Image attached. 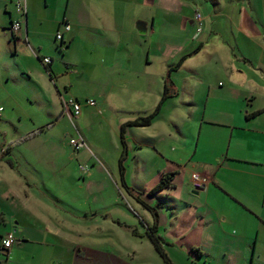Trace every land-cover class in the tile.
I'll use <instances>...</instances> for the list:
<instances>
[{
  "label": "crops",
  "instance_id": "obj_1",
  "mask_svg": "<svg viewBox=\"0 0 264 264\" xmlns=\"http://www.w3.org/2000/svg\"><path fill=\"white\" fill-rule=\"evenodd\" d=\"M21 1L26 13L18 10L15 13L8 11L9 28L7 29L12 28L13 21L22 22L20 31L13 36L16 54L20 45H28L27 47L38 57L47 72L49 83L57 87L61 110L60 112L59 109L57 110L59 112L57 116L50 114L55 119L47 124L49 125L47 130L50 131L55 127L54 122L59 117L65 116L63 101L71 97L67 98L56 84L58 73L54 68V58L51 57L50 66L46 65L43 58L50 56H41L40 52L35 50V47L41 50L40 43L31 45L30 38L36 41L38 36L33 30L37 28V22L35 24L36 16L32 11L36 7V2L39 3L40 0ZM41 1L43 10L55 8L56 14L61 11L59 17L50 19L54 28H57L56 35L58 32H63V41H65L66 33L71 34L73 31L68 39L69 48L76 38L77 34L74 32L76 27H88L92 31L90 34L92 37L102 34L111 45L103 52L106 54V59L101 66L104 72L99 90L96 89L95 97L89 98L103 103L107 97L110 108L119 110L116 121L118 135L111 143L113 147L111 158L110 151L103 145L102 137L97 135L93 140L95 152L89 156L90 170L86 172L80 170L81 164L76 162L74 148L66 157L62 154V147L57 143L59 136H54L52 133L41 143L43 147L51 144L50 147L43 150H39L40 148L31 150L26 147L25 141H33L38 132H46L45 128L40 127L21 136L16 145L21 146L26 152L23 155L27 166L18 170L23 183L27 185V187L23 185L27 197L24 199L25 209H28L27 207L32 209L35 205L32 198H36L43 204L36 206L39 211L38 216L45 215L44 207H55L69 213L65 208L66 202L75 204L82 200L81 195L86 185L93 186V183L105 182L110 188H117L118 181L122 183L119 169L122 151L121 127L150 114L160 103L167 83L170 97L166 99L152 124L127 126L125 129L128 146L124 177L126 183L131 182L134 186L143 187L145 190L149 185L151 188L154 187L160 182L163 174L173 172L177 167L182 168L180 172L175 171L177 175H182L186 170L191 171V174L197 172L206 178L207 182L203 189L192 190L199 196L197 200L199 203L195 204L201 207L209 205V207L199 210L187 202L185 205L192 207L194 213H201L203 219L206 215H212L222 229H225V221H232L235 226L233 231L239 233L236 242L245 240V243L249 242L247 238L251 239L253 235L254 221L264 228L262 221L264 219V158L256 159L254 156L264 155V111L256 114L264 109V0ZM44 1L45 6H43ZM161 12L165 14L166 19ZM196 12L202 15L201 32L196 30ZM131 20H134L133 26H130ZM66 21L71 26L70 31L63 30ZM138 21L147 23L146 34L154 35L157 32L166 35L162 38L165 37L164 40H157L161 42L158 47L165 52L163 57L167 60L156 74H151V65L161 56L153 51L154 42L150 43L147 52L141 54V60L128 51L127 45L124 46L127 44V36L136 39L135 43L143 45L141 36L146 34L138 31L136 27ZM135 34H138L140 39ZM185 55L189 56L182 65L170 71L171 67ZM139 60L140 65L137 63ZM200 64L207 65V69H199ZM202 71L207 74L202 75ZM168 76L171 77L173 85L169 83ZM64 89L68 93L66 84ZM83 107L85 112L87 109L93 110L92 107L95 106L83 104ZM101 111L102 107L98 109L99 113ZM84 112L79 122L83 126H90V118H85ZM193 123L196 127L192 125ZM187 125H190L189 130L186 128ZM99 129L102 130V124H99ZM87 136L91 139L89 133ZM81 138L85 141L83 134L71 139ZM86 146L85 142L83 147ZM85 148L81 152L77 151L80 152L79 155L86 151ZM199 148L205 156L200 161H193V156L197 154ZM191 149L187 162L185 160L183 163L177 162V156ZM1 150L3 154H13L11 145H2ZM102 151L106 160L98 154ZM59 154H62L61 157ZM11 167L15 168L14 165ZM252 176L261 180L259 187L252 185L250 181ZM152 179V184H148ZM74 180L78 184L77 192L71 185ZM14 181H18L16 177L9 178V183L12 184ZM173 183L174 187L159 193L168 196L161 198L164 202L167 200V205L174 215L177 214L178 199L174 195H169L168 191L177 188L176 177ZM26 188L32 189L34 193ZM119 191L122 194V191ZM256 193H260L261 200L257 205H255L257 199L253 197ZM86 194L87 196L84 194L82 196L90 202L88 190ZM156 196L148 202H153ZM40 199L49 200L51 204ZM211 200L215 201L214 205ZM155 204L163 207L162 202ZM225 205L227 209L224 210ZM146 210L152 214L147 208ZM81 212L86 214L88 210ZM204 220H207L205 223L207 229L217 230V226L212 228V221L209 218ZM9 232L15 235L16 227ZM19 232L22 235L15 236L13 246L8 249L2 246L3 236L0 235V249L8 256L12 255L15 245L22 247L30 242L23 227ZM235 246L237 252L242 251L238 245ZM254 246L256 249L257 245ZM251 264H253L252 260Z\"/></svg>",
  "mask_w": 264,
  "mask_h": 264
},
{
  "label": "rangeland",
  "instance_id": "obj_2",
  "mask_svg": "<svg viewBox=\"0 0 264 264\" xmlns=\"http://www.w3.org/2000/svg\"><path fill=\"white\" fill-rule=\"evenodd\" d=\"M17 3L18 0H0V106L4 107L0 117V214L3 217L0 222V235L3 236L16 227L15 236L19 237L22 235L19 230L23 227L30 242L22 247L15 245L12 255L9 254V256L0 249V264H167L155 249L149 236V226L154 224L156 216L148 212L136 196L151 207H158L156 234L162 238V246L174 264H251V260L253 264H264V228L257 222H253L255 226L252 228L251 239L247 238L249 242L245 243L246 240L236 242L239 233L233 231L235 226L232 221H225V229H222L212 215H206L204 219L209 218L212 221V228L217 226V230L212 231L207 229L205 224L207 220L203 219L201 213L196 214L192 207L185 205L187 202L199 210L209 207V205L201 207L195 204L199 203L197 201L199 196L192 192L194 189L190 181L192 174L188 170L176 176L177 188L168 191L169 195H174L178 199V210L174 215L167 205V200L164 202L161 198L167 195L158 193L159 196H151L148 194L150 185L144 190L143 187H136L131 182L125 186L119 181L118 189L110 188L105 182L93 183V186L86 185L82 195L87 196L88 190L90 202L82 195L81 199L84 201L79 200L75 204L66 202L65 208L69 213L55 207H44L45 215L38 216L39 211L36 206H43V204L36 198H32L35 203L32 209L29 207L25 209L27 185L23 183L18 170L25 169L27 166L23 155L26 152L16 144L21 136L40 127L45 128L47 132L49 126L47 124L55 121L51 115L57 116L61 109L56 85L49 83L47 72L38 57L28 48L29 46L20 45L16 54L13 36L7 28H9L8 11L15 13ZM41 3V0L39 3L36 2V7L32 11V14L36 16L35 24L37 22V28L33 30L38 36L36 41L30 38L31 45L40 43L41 50L39 51L37 47L35 50L40 52L41 56L48 55L54 58V68L58 73L56 84L67 98L78 97L80 101H85L86 98L95 97L96 89L99 90L100 81L103 80L104 71L101 66L106 59V54L103 52L111 45L102 34L92 37L90 35L92 31L88 27H76L74 32L77 35L69 48L68 39L73 31L71 34L66 33V39L62 43L56 39L57 28H54L50 22V19L59 17L61 11L56 14L55 8L43 10ZM163 15L166 19L165 14ZM133 24L134 20H131L130 26ZM63 30L65 31L64 27ZM135 35L140 39L138 34ZM163 36L166 37L164 33L157 32L154 35L148 33L141 36L143 45L135 43L136 39L127 36V44L124 46L127 45L130 53L140 57L147 52L150 43L154 42L152 49L155 54L161 56L151 65V74H156L167 60L163 57L165 52L158 47L161 42L157 40H164ZM140 60L137 62L139 65ZM206 66L200 64L198 68L207 69ZM204 74L207 73L202 71V75ZM65 84L68 93L65 92ZM94 106L93 110L87 109L85 112L84 107L88 106H84L81 115L74 121L67 115H59L61 117L54 122L56 124L53 129L47 133L38 132L33 141H25L26 147L31 150H37V148L43 150L50 147L51 144L43 147L41 143L52 133L54 136H59L57 143L59 147H62V154L67 157L73 152L70 139L78 138L80 134H83L87 146L79 151L81 152L84 148L86 151L80 155L77 151L73 153L76 154V162L86 167L85 170L81 168L80 170L86 172L90 170L89 156L95 152L93 140L100 135L103 145L110 151L111 158L113 150L111 143L118 135L116 121L119 110L110 108L107 97L103 103L96 101ZM101 107L102 111L99 113L98 109ZM58 109L59 112H57ZM83 112L85 118H90V126L80 124ZM99 124H102V130L99 129ZM192 125L196 127L194 123ZM189 126L186 127L188 130ZM87 133L91 139L88 138ZM4 144L13 147V154L2 153L1 147ZM191 151L192 149L186 150L183 155L177 156V162L183 163L184 160L187 162ZM62 154H59V157ZM98 154L106 160L103 151ZM204 156V152L199 148L197 154L193 156V161H200ZM254 156L256 159L264 158L262 154ZM13 165L15 168L11 167ZM160 165L163 164L160 163ZM181 170L182 168L177 167L173 171ZM12 176L18 181L11 184L9 178ZM152 181L153 179L148 184H152ZM250 181L255 187L261 185L258 177L252 176ZM76 183V180L71 183L75 192L78 191ZM27 190L34 193L32 189ZM153 196H156L153 202H148ZM253 197L257 199L255 205L261 203L260 193L254 194ZM28 200L30 201V198ZM41 201L51 204L49 200V202L43 199ZM158 202H162L163 207L155 204ZM211 202L215 204L214 200ZM226 206L224 210L227 209ZM82 210H88V213L83 214ZM255 217L259 222L258 217L256 215ZM262 221L264 223V219ZM256 225H258L257 228H255ZM255 244L256 249H254ZM235 245H238L242 251L237 252Z\"/></svg>",
  "mask_w": 264,
  "mask_h": 264
},
{
  "label": "trees",
  "instance_id": "obj_3",
  "mask_svg": "<svg viewBox=\"0 0 264 264\" xmlns=\"http://www.w3.org/2000/svg\"><path fill=\"white\" fill-rule=\"evenodd\" d=\"M62 43L64 42L63 40L61 41ZM187 56L189 55H185L183 56L173 67H171L170 71L171 70H176L178 69L182 63L184 62V60L187 58ZM51 63L47 64L48 66H50ZM169 78V83L171 85H173V82L171 80V77L168 76ZM169 85L166 83L165 85V90L163 92V95H162V99L160 101V103L158 104V106L148 115L146 116H142V117H139L137 118L136 120L134 121H131L129 123H126L124 124L122 127H121V144H122V151H121V154H120V158H119V169H120V175H121V178H122V184L127 186V183L125 181V161H126V158L128 156V146H127V141H126V138H125V129L127 126H148L150 124H152L153 120L156 118V116L160 113L161 109H162V106L164 104V102L166 101V99L168 97H170V94L168 93L169 92V88H167ZM72 98V97H71ZM77 99V98H76ZM93 99V98H92ZM82 102V107H83V104H86V100L85 101H81ZM91 106V105H89ZM264 109L262 111H259L258 113L256 114H259L261 112H263ZM177 175V172L173 171V172H170V173H165L162 175L161 179H160V182L157 183L154 187L150 188L148 190V194L149 195H156L158 194L159 192L165 190V189H170L172 187H174V179ZM136 198L141 202V204L149 209L153 215L156 216V221L154 222V224L152 226H149V230H150V239L151 241L153 242L154 244V247L155 249L159 252V254L163 257V259L166 261L167 264H174L171 259L169 258V256L167 255V253L165 252L163 246H162V238L156 234L157 233V221H158V210L157 208L158 207H151L148 203H146L145 201L141 200L139 198V196H136ZM158 206V205H157ZM3 220V217L2 215L0 214V222Z\"/></svg>",
  "mask_w": 264,
  "mask_h": 264
},
{
  "label": "built area",
  "instance_id": "obj_4",
  "mask_svg": "<svg viewBox=\"0 0 264 264\" xmlns=\"http://www.w3.org/2000/svg\"><path fill=\"white\" fill-rule=\"evenodd\" d=\"M17 10L21 13H26V9L24 5L18 1L17 3ZM195 22H196V30L197 32H201L203 30V19L202 15L200 12H196L195 15ZM22 27V22L21 21H13L12 22V28L10 29L12 36H15L16 33L20 31ZM65 31H70L71 26L70 24L66 21L64 25ZM57 40H63V32H58L56 35ZM44 63L47 65L51 63L52 59L51 57H44L43 58ZM86 103L88 105L94 106L96 105V100L95 99H87ZM63 110L64 114L67 115L71 120L74 118L79 117L82 111V102L76 98H70L68 100L63 101ZM4 111V107L0 106V116L2 115V112ZM70 144L74 148L75 151H79L83 146H85V141L83 138L79 139H71ZM81 170H85L86 167L83 165H80ZM192 186L196 190H201L204 188L206 185V178H204L201 174L197 172L192 173ZM15 235L13 232H9L3 235L2 237V246L6 249L11 248L15 242Z\"/></svg>",
  "mask_w": 264,
  "mask_h": 264
},
{
  "label": "water",
  "instance_id": "obj_5",
  "mask_svg": "<svg viewBox=\"0 0 264 264\" xmlns=\"http://www.w3.org/2000/svg\"><path fill=\"white\" fill-rule=\"evenodd\" d=\"M136 27H137L138 31L141 34H146V32H147V23L146 22H144V21H138L137 24H136Z\"/></svg>",
  "mask_w": 264,
  "mask_h": 264
},
{
  "label": "flooded vegetation",
  "instance_id": "obj_6",
  "mask_svg": "<svg viewBox=\"0 0 264 264\" xmlns=\"http://www.w3.org/2000/svg\"><path fill=\"white\" fill-rule=\"evenodd\" d=\"M4 151V150H3Z\"/></svg>",
  "mask_w": 264,
  "mask_h": 264
}]
</instances>
